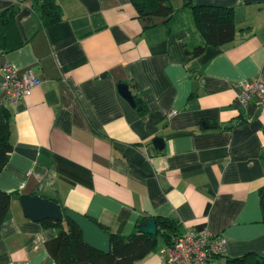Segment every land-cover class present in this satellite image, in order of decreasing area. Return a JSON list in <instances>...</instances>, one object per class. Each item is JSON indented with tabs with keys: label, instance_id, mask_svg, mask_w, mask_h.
<instances>
[{
	"label": "crops",
	"instance_id": "1",
	"mask_svg": "<svg viewBox=\"0 0 264 264\" xmlns=\"http://www.w3.org/2000/svg\"><path fill=\"white\" fill-rule=\"evenodd\" d=\"M42 1L20 6L8 37L20 46L0 49V99L7 62L41 80L7 105L13 151L0 189L14 195L0 225V264H58L62 229L26 216L23 194L50 198L115 234L161 216L181 233L225 236L219 264L264 255V107L239 100L242 81L264 80V0H193L233 7L236 34L191 58L184 44L205 40L184 0H172L168 22L140 17L132 0H55L60 18L51 24L38 13ZM10 6L0 0V12ZM167 245L161 236L135 264H158Z\"/></svg>",
	"mask_w": 264,
	"mask_h": 264
},
{
	"label": "trees",
	"instance_id": "2",
	"mask_svg": "<svg viewBox=\"0 0 264 264\" xmlns=\"http://www.w3.org/2000/svg\"><path fill=\"white\" fill-rule=\"evenodd\" d=\"M132 2L142 18L167 17L166 22H168L175 12L172 0H132ZM37 5L39 6L38 13L46 24L59 20L60 13L57 11L58 6L55 0H43ZM184 5L193 10L198 30L205 40L202 44L191 48L188 47V44H184L185 53L189 58L199 56L209 45L221 46L235 38L236 12L233 7L195 4L193 0H184ZM19 11L20 6L13 5L0 12V49L3 51H11L20 46V44L11 45L8 42L11 24ZM137 102L141 104L139 99ZM145 111L146 108L143 106L141 113ZM10 120L9 108L0 105V174L5 169L13 151ZM246 122V118L239 119L236 125ZM211 125L213 128H221L215 122H212ZM222 128L227 129L232 126ZM260 194L264 211V187ZM13 195V193L0 189V225L4 223L11 210ZM155 218L158 227L156 238L140 230L130 235L111 233L106 226L95 221L111 234L110 253H104L91 247L84 240L81 228L68 217L58 222L47 219L43 223L62 229V237L56 255L58 264H135L156 251L161 236L167 244H171L173 238L181 234L178 222L167 217L158 216ZM227 264H264V255L251 252L241 257L229 258Z\"/></svg>",
	"mask_w": 264,
	"mask_h": 264
},
{
	"label": "built area",
	"instance_id": "3",
	"mask_svg": "<svg viewBox=\"0 0 264 264\" xmlns=\"http://www.w3.org/2000/svg\"><path fill=\"white\" fill-rule=\"evenodd\" d=\"M14 6H21L27 0H6ZM5 76L2 82L3 97L0 105L19 103L41 84V80L31 71L19 73L12 63L4 65ZM239 100L245 106L264 107V80L255 77L240 84ZM174 110L170 115L176 114ZM228 239L206 230L198 233L186 231L173 238L168 244L158 264H219L218 258L227 253Z\"/></svg>",
	"mask_w": 264,
	"mask_h": 264
},
{
	"label": "water",
	"instance_id": "4",
	"mask_svg": "<svg viewBox=\"0 0 264 264\" xmlns=\"http://www.w3.org/2000/svg\"><path fill=\"white\" fill-rule=\"evenodd\" d=\"M119 90L133 106L137 105L134 95L130 90V86L127 83H120ZM160 141L162 143L163 140L161 138H157L155 140V144L157 147L162 148L163 144H161V147L159 144ZM20 201L23 205L25 215L32 220L39 222L47 219L62 221L65 217H68L81 228L84 234V240L91 247L104 253H110L111 234L83 214L72 209L63 211L59 203L40 194H23L20 196ZM140 231L150 234L153 238H156L158 234L156 218L152 217L143 221L140 225Z\"/></svg>",
	"mask_w": 264,
	"mask_h": 264
}]
</instances>
